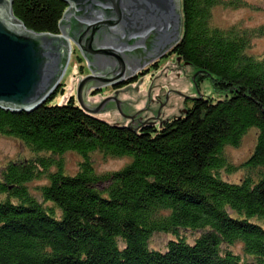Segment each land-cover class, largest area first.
I'll use <instances>...</instances> for the list:
<instances>
[{
    "label": "trees",
    "instance_id": "trees-1",
    "mask_svg": "<svg viewBox=\"0 0 264 264\" xmlns=\"http://www.w3.org/2000/svg\"><path fill=\"white\" fill-rule=\"evenodd\" d=\"M180 4L181 40L165 57L196 68L198 87L211 78L224 98H187L191 106L160 126L111 124L74 96L49 105L64 95L61 83L31 112L0 109V136L32 153L0 167V264H264V59L249 52L264 27L215 23L218 7H246L243 0ZM68 8L63 0L12 3L26 29L48 35L62 34ZM254 128L252 155L233 164L226 149ZM68 153L81 158L76 174H66ZM97 157L131 160L98 174ZM225 172L242 176L231 182ZM162 234L173 237L165 252L151 248Z\"/></svg>",
    "mask_w": 264,
    "mask_h": 264
},
{
    "label": "water",
    "instance_id": "water-1",
    "mask_svg": "<svg viewBox=\"0 0 264 264\" xmlns=\"http://www.w3.org/2000/svg\"><path fill=\"white\" fill-rule=\"evenodd\" d=\"M63 1L69 8L60 23L62 34L48 35L26 29L14 17L13 0H0V109L31 112L45 104L63 80L74 48H79L91 72L76 74L75 64L72 85L61 102L66 103L78 83L80 108L111 124L160 126L184 113L187 98L202 96L194 80L198 71L176 58L158 70L161 76L146 93H138L137 83L108 97L89 98L93 90L132 79L179 43L180 0ZM149 49L145 60L134 58Z\"/></svg>",
    "mask_w": 264,
    "mask_h": 264
},
{
    "label": "rangeland",
    "instance_id": "rangeland-1",
    "mask_svg": "<svg viewBox=\"0 0 264 264\" xmlns=\"http://www.w3.org/2000/svg\"><path fill=\"white\" fill-rule=\"evenodd\" d=\"M247 2L246 7L240 8H224L218 7L215 10L214 18L215 23L220 27L228 28L233 25H241L244 28L254 29L264 27V0H243ZM251 54L258 58L264 59V36L255 38L253 41V47L249 51ZM177 57H173L168 55L164 57L162 60L155 61L145 69H143V73L146 75L141 76L139 75V80L135 84L138 83L137 91L138 93H146L154 80L161 76V72L158 70L164 67L168 62L174 64L176 62ZM79 65V68L75 71L76 74L80 73L82 76L89 75L91 72V68L84 60L81 51L79 48H74L72 57L70 60L69 67L61 81V84L64 86V94L70 89L72 85L73 79V69L74 65ZM154 64V65H153ZM184 65V64H181ZM157 66V67H155ZM194 70L196 68L192 67ZM146 70V71H145ZM197 71V70H196ZM79 84H75L73 89L71 90L69 97L74 96L77 100V89ZM131 86V85H130ZM128 86V87H130ZM126 87V88H128ZM198 91L204 97H212L214 101L223 99L225 94L219 93L216 91L212 84V80L205 79L200 86H197ZM115 91V86H107L97 92L92 93L89 98L90 100H94L99 96L108 97L112 95ZM96 93V94H95ZM64 95H58L55 99L49 101V105H62L61 102ZM67 99V101H68ZM66 101V102H67ZM78 103V101H77ZM192 101H183V107L186 110L188 106L190 107ZM257 130L254 128L249 131V133L243 139L242 144L237 148H227L226 155L230 162L233 164L239 165L246 161L250 155H252L255 145H256V138H257ZM22 157H32V153L29 149L24 147L18 140L14 138H8L0 136V167L7 165L9 161L15 160L17 158ZM81 158L74 154L68 153L65 155V166H66V174H76L79 171V164ZM131 160V157H127L125 159H109V160H102L101 157H97L96 163V172L98 174H104L107 172H113L124 168ZM242 176V173H234L229 174L225 172L224 178L231 182H238ZM44 181L35 182L32 184V187L42 185ZM107 186V184H99L98 187L103 189ZM7 199V195L5 193L0 194V201H5ZM13 203L18 204L19 200L16 198L12 199ZM169 239H173L170 235H156L151 242V248L157 249L161 252H165L167 250V242ZM192 239V237H191ZM153 246V247H152ZM155 247V248H154Z\"/></svg>",
    "mask_w": 264,
    "mask_h": 264
},
{
    "label": "flooded vegetation",
    "instance_id": "flooded-vegetation-1",
    "mask_svg": "<svg viewBox=\"0 0 264 264\" xmlns=\"http://www.w3.org/2000/svg\"><path fill=\"white\" fill-rule=\"evenodd\" d=\"M150 51L148 53H146L145 55H140V54H136L134 58H139V59H143L145 60L150 54H151V49H149ZM163 59V58H162ZM161 59V60H162ZM159 61V60H158ZM154 65V64H153ZM143 71L141 70L140 72H137V74L135 76H132V78H136V77H140L139 75L142 73ZM142 76V75H141ZM125 87V86H124ZM124 87H121L122 89ZM126 88V87H125Z\"/></svg>",
    "mask_w": 264,
    "mask_h": 264
}]
</instances>
